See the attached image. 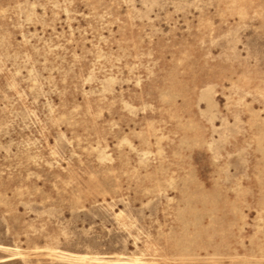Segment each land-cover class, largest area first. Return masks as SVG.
<instances>
[{"label": "rangeland", "instance_id": "374dc122", "mask_svg": "<svg viewBox=\"0 0 264 264\" xmlns=\"http://www.w3.org/2000/svg\"><path fill=\"white\" fill-rule=\"evenodd\" d=\"M0 264H264V0H0Z\"/></svg>", "mask_w": 264, "mask_h": 264}]
</instances>
